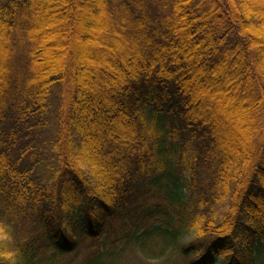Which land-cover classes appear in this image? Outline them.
<instances>
[{
  "label": "trees",
  "instance_id": "obj_1",
  "mask_svg": "<svg viewBox=\"0 0 264 264\" xmlns=\"http://www.w3.org/2000/svg\"><path fill=\"white\" fill-rule=\"evenodd\" d=\"M0 229V264H264V0H0Z\"/></svg>",
  "mask_w": 264,
  "mask_h": 264
},
{
  "label": "rangeland",
  "instance_id": "obj_2",
  "mask_svg": "<svg viewBox=\"0 0 264 264\" xmlns=\"http://www.w3.org/2000/svg\"><path fill=\"white\" fill-rule=\"evenodd\" d=\"M85 18H86L87 21L93 19V17L90 18V16H86V15H85ZM83 27H86V28H87V26H84V25H83ZM57 51L61 52L60 49H58ZM237 116H238V115H237ZM230 120L233 122V125H235V126L237 125V124H236V120H237V119H235V120L230 119ZM3 237H4V234H3L2 231L0 230V240L3 239ZM91 242H92V239H91V238H87V239H85V245H86L88 248H81V249H80V252H79V254L76 256V258H75V259L73 258L74 260H73L72 262L68 263V264H78V263H80L81 260H82L85 256L88 255L87 252H90L89 250H90V248H91V247H90ZM135 251H136V254H131V253H132L131 251L128 252V253L125 255V257L121 258L116 264H157L159 261H162V259L152 258L148 253H138L137 249L133 250L134 253H135ZM39 253H40V254H39L38 256L42 257V254H43L42 251H40ZM137 253H138V254H137ZM71 254H72V253H71ZM71 254H69V255H71ZM69 255H68L67 257H65L64 260H68V259H69ZM135 255L139 256L140 259H141L142 261H136V260H137V257H135ZM70 257H71V256H70ZM53 261H54V260H53ZM63 262H64V261H63ZM64 263H66V262H64ZM49 264H63V263H62V261H61V262H60V261H58V262L54 261V262L49 263ZM161 264H165V263H161Z\"/></svg>",
  "mask_w": 264,
  "mask_h": 264
},
{
  "label": "snow or ice",
  "instance_id": "obj_3",
  "mask_svg": "<svg viewBox=\"0 0 264 264\" xmlns=\"http://www.w3.org/2000/svg\"><path fill=\"white\" fill-rule=\"evenodd\" d=\"M0 230H2V229H0Z\"/></svg>",
  "mask_w": 264,
  "mask_h": 264
}]
</instances>
